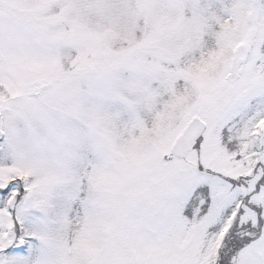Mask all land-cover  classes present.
Returning a JSON list of instances; mask_svg holds the SVG:
<instances>
[{
    "label": "snow or ice",
    "instance_id": "6c2138e0",
    "mask_svg": "<svg viewBox=\"0 0 264 264\" xmlns=\"http://www.w3.org/2000/svg\"><path fill=\"white\" fill-rule=\"evenodd\" d=\"M0 264H264V0H0Z\"/></svg>",
    "mask_w": 264,
    "mask_h": 264
}]
</instances>
